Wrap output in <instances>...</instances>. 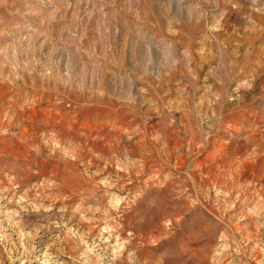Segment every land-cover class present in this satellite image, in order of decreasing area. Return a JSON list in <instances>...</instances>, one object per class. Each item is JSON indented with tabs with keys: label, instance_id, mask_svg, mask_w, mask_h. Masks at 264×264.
<instances>
[{
	"label": "rangeland",
	"instance_id": "1",
	"mask_svg": "<svg viewBox=\"0 0 264 264\" xmlns=\"http://www.w3.org/2000/svg\"><path fill=\"white\" fill-rule=\"evenodd\" d=\"M0 264H264V0H0Z\"/></svg>",
	"mask_w": 264,
	"mask_h": 264
}]
</instances>
